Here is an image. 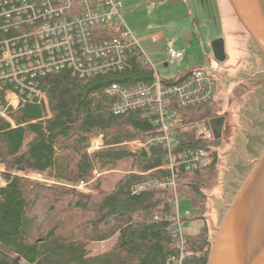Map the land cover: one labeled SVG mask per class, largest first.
I'll return each mask as SVG.
<instances>
[{
    "label": "trees",
    "instance_id": "trees-1",
    "mask_svg": "<svg viewBox=\"0 0 264 264\" xmlns=\"http://www.w3.org/2000/svg\"><path fill=\"white\" fill-rule=\"evenodd\" d=\"M10 35L0 32V39ZM191 70L163 83L176 85ZM39 82L48 96L50 117L35 99L10 113L15 128L0 118V264H208L212 236L205 217L207 191L217 185L221 139L206 141L194 127L183 128L220 117L215 99L176 108V162L188 149L208 151L211 162L190 171L178 165L174 186L161 143L136 153L127 145L158 134L155 114L148 109L115 114L116 98L107 93L113 85L153 84L154 71L139 56L130 55L122 69L80 78L65 68ZM98 137L104 146L89 153L91 140ZM116 170L121 174L106 189L108 174ZM23 172L56 184L32 181L19 175ZM80 182L99 195L98 201L67 187ZM47 194L54 196L48 208L55 215L35 236L36 219L29 212ZM175 194L191 201L192 213L181 217L184 221H203L195 234L186 235L189 255L184 258L174 230ZM75 213L79 216H70ZM114 238L107 251L92 254L88 249L92 242Z\"/></svg>",
    "mask_w": 264,
    "mask_h": 264
},
{
    "label": "built area",
    "instance_id": "built-area-1",
    "mask_svg": "<svg viewBox=\"0 0 264 264\" xmlns=\"http://www.w3.org/2000/svg\"><path fill=\"white\" fill-rule=\"evenodd\" d=\"M123 0H0V32L11 34L0 39V118L16 123L10 113L37 99L44 103L50 117L48 96L39 79L47 74L71 69L80 78L91 77L114 69H122L129 56L136 54L154 71L151 85H113L107 93L116 98L115 114L148 109L155 114L158 134L145 141L127 143L132 152L148 150L161 143L165 150L164 168L177 177L176 167L190 171L208 166L210 153L203 149H188L176 162L175 150L180 141L176 129V108H192L215 99L214 77L202 69H192L176 85H165L142 46V40L131 33L122 20ZM155 40V39H154ZM183 58V52L166 49L167 64ZM194 127L203 140H215L212 120L196 122ZM104 146L102 137L91 140L89 153ZM164 186V185H161ZM81 190L87 186L80 182ZM175 194L174 230L181 258L185 252L186 235L196 228L184 221L178 210Z\"/></svg>",
    "mask_w": 264,
    "mask_h": 264
},
{
    "label": "rangeland",
    "instance_id": "rangeland-1",
    "mask_svg": "<svg viewBox=\"0 0 264 264\" xmlns=\"http://www.w3.org/2000/svg\"><path fill=\"white\" fill-rule=\"evenodd\" d=\"M123 2L122 20L137 39L143 40L156 32L163 34V41L160 43L154 44L150 39L141 43L162 79H171L179 72L189 69H202L214 77V98L220 109V117L225 118V124L219 148L217 185L211 192L207 191L209 200L205 217L213 239L214 228L221 223L226 206L250 171V162L264 149L262 94L258 91L260 94L256 95L257 91L254 90V81L257 83V79L245 76V73L252 75L254 69L257 72L263 70L264 65L260 63L254 65L253 62L250 65L248 58L236 52V49H231L232 43H240L236 40V35L247 38L245 40H249V37L241 27L239 33L232 36L230 24L221 11V7L225 8L224 10L230 8L227 0H123ZM229 12L233 14L231 8ZM217 39L224 40L227 56L224 62H218L214 58L212 43ZM251 42L250 40V44ZM170 47L183 52V58L173 65L167 64L165 59L166 49ZM248 48L251 49L250 45ZM239 61L249 65L236 67ZM120 174L118 170L108 174L112 177L105 182L106 189L111 187ZM19 175L51 186L56 184L32 172H23ZM67 187L79 193L91 194L94 201H98L99 195L88 187L83 190L72 185ZM44 199L43 204L29 212V216L36 219L35 236L38 227L46 228V221L52 220L55 215L48 208L49 200H54V196L47 194ZM178 210L180 216L186 218L192 213L191 201L181 198ZM56 215H59V211ZM70 216L78 217L79 214ZM186 223L193 225L196 230L203 225L202 220ZM114 243L115 238L105 242H92L88 249L92 254H98L109 250Z\"/></svg>",
    "mask_w": 264,
    "mask_h": 264
},
{
    "label": "water",
    "instance_id": "water-1",
    "mask_svg": "<svg viewBox=\"0 0 264 264\" xmlns=\"http://www.w3.org/2000/svg\"><path fill=\"white\" fill-rule=\"evenodd\" d=\"M235 18L245 33L248 35L253 45L256 47L264 59V25L257 17L258 9L254 0L247 3L245 0H227ZM214 58L218 62L226 60V50L223 39H217L212 43ZM225 118L219 117L212 120V130L216 139H222ZM251 168L246 177L240 183L239 188L226 206V211L221 223L214 228V238L211 240V249L208 264H218L222 248L231 242L236 235L241 241V236L253 235L252 225L255 229H264V149L261 154L250 162ZM255 203L253 210V222L251 225L250 218L243 220V209ZM249 221L245 230L240 223ZM237 228V232L236 229ZM242 232V233H241ZM256 236V235H255ZM263 238L262 235H258Z\"/></svg>",
    "mask_w": 264,
    "mask_h": 264
},
{
    "label": "bare ground",
    "instance_id": "bare-ground-1",
    "mask_svg": "<svg viewBox=\"0 0 264 264\" xmlns=\"http://www.w3.org/2000/svg\"><path fill=\"white\" fill-rule=\"evenodd\" d=\"M247 3H251V0H245ZM256 4V10L258 9L257 17L263 22L264 25V0H254ZM251 201L250 206H246L243 209V220L250 218L251 225L253 222V210H255V203ZM249 221L246 223L241 222L240 225L245 230ZM253 235L241 236V241L238 236L226 244L222 248V254L218 260V264H264V229H255L254 225L251 227ZM237 232V228L235 229ZM242 233V232H241ZM263 238L258 236L262 235ZM256 235V236H255Z\"/></svg>",
    "mask_w": 264,
    "mask_h": 264
},
{
    "label": "crops",
    "instance_id": "crops-1",
    "mask_svg": "<svg viewBox=\"0 0 264 264\" xmlns=\"http://www.w3.org/2000/svg\"><path fill=\"white\" fill-rule=\"evenodd\" d=\"M224 9L225 8H222L221 7V11L225 15V18L227 19L228 23L230 24L231 32H232V36H233V34L239 33V29H240L241 26L239 25V23H238L237 19L235 18V16L233 14H231V12H229L230 8H228V10H224ZM236 36H235L236 37V40L238 42H240V43H235V44L232 43L231 49H236L237 50L236 52H240V54H243L245 56V58H248L247 61L250 62L249 63L250 65H251V62H253L254 65H258L259 63L261 65L262 64L264 65V59L262 58V56L260 55V53L258 52V50L256 48H254L255 46L252 44V42L250 44V38H248L249 40H245L247 38H245V37L243 38V36H242V38L239 35H236ZM149 39L154 44L160 43V42L163 41V34L160 33V32H156V33H154L153 36H147L143 40H149ZM249 45H250V48L251 49L248 48ZM165 59H166V57H165ZM249 64L248 63L245 64L243 61L242 62L239 61L237 63V65H235V66L236 67L237 66H242V65H246L247 66ZM189 70H191V69H189ZM245 76H248V77L252 78L253 80H256L257 79V83H255V81H254V85H255L254 90L257 91L256 92L257 93L256 95H258L260 93L262 94V96H261V98L263 100L262 103H264V69L261 70V71H258V72L254 69L252 75H247V73H245ZM258 91H260V93Z\"/></svg>",
    "mask_w": 264,
    "mask_h": 264
}]
</instances>
